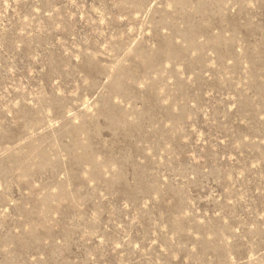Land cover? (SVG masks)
Here are the masks:
<instances>
[{
	"label": "rangeland",
	"instance_id": "obj_1",
	"mask_svg": "<svg viewBox=\"0 0 264 264\" xmlns=\"http://www.w3.org/2000/svg\"><path fill=\"white\" fill-rule=\"evenodd\" d=\"M0 264H264V0H0Z\"/></svg>",
	"mask_w": 264,
	"mask_h": 264
}]
</instances>
